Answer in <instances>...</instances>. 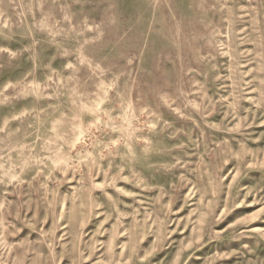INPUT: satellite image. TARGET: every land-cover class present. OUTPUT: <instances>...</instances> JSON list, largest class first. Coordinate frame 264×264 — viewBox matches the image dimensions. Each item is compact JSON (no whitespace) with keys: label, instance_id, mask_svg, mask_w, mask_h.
Here are the masks:
<instances>
[{"label":"rangeland","instance_id":"374dc122","mask_svg":"<svg viewBox=\"0 0 264 264\" xmlns=\"http://www.w3.org/2000/svg\"><path fill=\"white\" fill-rule=\"evenodd\" d=\"M0 264H264V0H0Z\"/></svg>","mask_w":264,"mask_h":264}]
</instances>
